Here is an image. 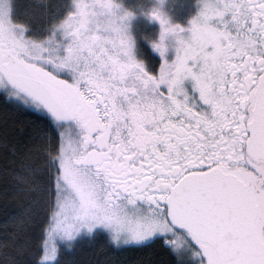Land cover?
I'll list each match as a JSON object with an SVG mask.
<instances>
[{"label": "snow or ice", "instance_id": "obj_1", "mask_svg": "<svg viewBox=\"0 0 264 264\" xmlns=\"http://www.w3.org/2000/svg\"><path fill=\"white\" fill-rule=\"evenodd\" d=\"M186 5L0 0V264H264V0Z\"/></svg>", "mask_w": 264, "mask_h": 264}, {"label": "flooded vegetation", "instance_id": "obj_2", "mask_svg": "<svg viewBox=\"0 0 264 264\" xmlns=\"http://www.w3.org/2000/svg\"><path fill=\"white\" fill-rule=\"evenodd\" d=\"M174 2L178 6L177 0H174ZM175 15H176V18L179 19V10L177 12V9H176ZM141 18L134 22L135 30H137L138 45L141 49H143L144 53L147 56L151 57L153 60H158L159 59L158 55L152 52L148 41L141 39L140 35L142 33L143 35H147L152 38H155L158 35L159 25L154 24V23L150 24L146 19H144L143 17Z\"/></svg>", "mask_w": 264, "mask_h": 264}, {"label": "rangeland", "instance_id": "obj_3", "mask_svg": "<svg viewBox=\"0 0 264 264\" xmlns=\"http://www.w3.org/2000/svg\"><path fill=\"white\" fill-rule=\"evenodd\" d=\"M184 2V0H177V3H178V6H177V12H178V10H179V16L181 17L182 15H186L185 13L186 12H189V11H192L191 13H194L195 12V9L194 8H192V7H190V6H185V7H183V8H181V7H179V5L181 4V3H183ZM180 11H182V12H180ZM179 17V18H180ZM142 19V18H141ZM183 20V19H182Z\"/></svg>", "mask_w": 264, "mask_h": 264}, {"label": "trees", "instance_id": "obj_4", "mask_svg": "<svg viewBox=\"0 0 264 264\" xmlns=\"http://www.w3.org/2000/svg\"><path fill=\"white\" fill-rule=\"evenodd\" d=\"M25 2H27V0H25ZM181 12H182V11H181ZM185 14H186L185 16H184V15H182L180 18H182V19H183V18H185V17H187V16H189V15H190V13H189V12H186Z\"/></svg>", "mask_w": 264, "mask_h": 264}]
</instances>
